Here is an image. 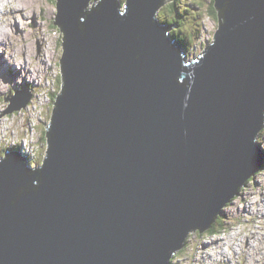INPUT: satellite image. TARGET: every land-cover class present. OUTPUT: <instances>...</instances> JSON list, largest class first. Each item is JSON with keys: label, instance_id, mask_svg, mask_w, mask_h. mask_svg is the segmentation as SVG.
Wrapping results in <instances>:
<instances>
[{"label": "water", "instance_id": "95a60500", "mask_svg": "<svg viewBox=\"0 0 264 264\" xmlns=\"http://www.w3.org/2000/svg\"><path fill=\"white\" fill-rule=\"evenodd\" d=\"M92 1L56 0L61 90L39 168L0 161V264H170L264 170V0H213L192 58L171 0Z\"/></svg>", "mask_w": 264, "mask_h": 264}, {"label": "rangeland", "instance_id": "374dc122", "mask_svg": "<svg viewBox=\"0 0 264 264\" xmlns=\"http://www.w3.org/2000/svg\"><path fill=\"white\" fill-rule=\"evenodd\" d=\"M0 1V5L4 3L0 8V35L4 32L12 34L3 46L1 43L4 41L0 36V52L5 49V57L11 55V66L18 70L14 79L10 77L9 70L0 75V112L11 96L16 95V91L25 90L26 100L30 97L27 107L25 105L1 119L0 153L14 147L12 149L22 153L23 157L28 155L26 159H29L33 168L35 165L40 166L45 157L46 130L53 104L61 90L62 36L52 25L56 15V0ZM119 2L126 4V0ZM170 3L174 7L165 4L154 16L158 21L160 19L159 22L170 25V37L173 32L177 40L182 39L186 43L181 46L182 55L187 58L197 56L213 41L218 29L216 14L211 9L213 0H173ZM28 21L34 26L25 28ZM23 64L24 69H20ZM0 69L3 71L1 62ZM28 70L32 71L34 78ZM256 144L260 151H264V128L258 133ZM261 191L264 192V170L254 174L237 198L220 214L225 233L215 236L209 231L202 234L199 231L190 232L182 250L171 259L170 264H264V219H259L258 208L256 210L252 206L254 201L260 199L259 195L263 198ZM245 207L250 209L253 216L245 212ZM238 234L242 242L233 240ZM238 244L241 246L236 247ZM251 245L255 246L254 251L250 249ZM227 248L230 252H227ZM222 252L227 255L226 258L221 256Z\"/></svg>", "mask_w": 264, "mask_h": 264}, {"label": "bare ground", "instance_id": "6f19581e", "mask_svg": "<svg viewBox=\"0 0 264 264\" xmlns=\"http://www.w3.org/2000/svg\"><path fill=\"white\" fill-rule=\"evenodd\" d=\"M7 1V0H6ZM5 1V2H6ZM13 2H15V0H12ZM171 1H173V0H171ZM1 2V1H0ZM16 3V2H15ZM28 3V2H27ZM4 3H2V5H3ZM10 4V3H9ZM2 5H0V8H1V6ZM26 5H28V4H26ZM210 5H211V3H210ZM13 7V6H12ZM5 7H3V9H4ZM5 10V9H4ZM15 10V9H14ZM3 12V11H2ZM156 13V12H155ZM154 18V17H153ZM7 19H9V18H6L5 20H7ZM157 19V18H156ZM159 19V18H158ZM159 21H160V19H159ZM159 25H160V28L161 29H164V27H163V25H162V23L161 22H159ZM176 25H178L177 23H176ZM175 25V26H176ZM159 28V29H160ZM160 29V30H161ZM162 31V30H161ZM169 34V33H168ZM1 36V40L2 41H4L3 43H1V46H3V45H6L5 44V40H8V38L9 37H11L12 36V34L10 35L9 34V32H4L3 34H1L0 35ZM212 43V42H211ZM22 49V48H21ZM16 52V51H15ZM6 53V50L5 49H3L2 50V52H0V62H1V64H2V66H3V71H0V75L2 74H5V73H7L8 72V70L10 71L9 72V74H10V77L12 78V79H14L15 78V76L18 74V70H16V69H13L12 68V66H11V61H9V59L11 58V60H12V56L11 55H8L9 56V58H6L5 57V54ZM8 54V53H7ZM186 54V53H185ZM13 55V54H12ZM195 55H196V53H195ZM193 57V56H192ZM187 58V57H186ZM24 61H26V58H25V60ZM24 66H25V64H23V66L20 68V69H24ZM1 70V69H0ZM29 71V73L31 74V70H28ZM31 76H32V78H34V76L31 74ZM37 81H34L33 83H36ZM53 109V108H52ZM12 113V112H11ZM12 150V148H8V150L5 152V154H9L10 153V151ZM14 151V150H13ZM27 157H28V155H26ZM25 156V157H26ZM26 157V158H27ZM27 161H28V159H27ZM37 168H39V166H37V165H35L34 167H33V169H37ZM254 194V193H253ZM262 196H263V198L261 199V196L259 195V197H260V199L259 200H256V201H254L253 202V204H252V206H254L255 208H256V210H257V208H258V211H257V213H259L260 214V216H258L259 217V219L260 220H263L264 219V192H262L261 191V193H260ZM246 196V195H245ZM254 196V195H253ZM252 197V196H251ZM245 198V197H244ZM246 201V200H245ZM246 209H245V212L246 213H248V215H251L250 214V209L249 208H247V207H245ZM251 216H253V214L251 215ZM254 217H255V215H254ZM240 234H238L236 237H234V239L233 240H235L236 239V241H239V242H242L241 241V239H239L240 238ZM232 240V241H233ZM238 246H241L240 244H238V245H236V247H238ZM236 249V248H235ZM235 249H234V251L233 252H235ZM250 249L251 250H255V246L253 245V247H252V245L250 246ZM221 254V256L223 257V258H226L227 257V255L224 253V252H222V253H220ZM207 255V254H206ZM233 255H234V253H233ZM207 257H209V258H211L212 257V255H208ZM202 258H205V256H202ZM230 262V261H229Z\"/></svg>", "mask_w": 264, "mask_h": 264}, {"label": "trees", "instance_id": "16d2710c", "mask_svg": "<svg viewBox=\"0 0 264 264\" xmlns=\"http://www.w3.org/2000/svg\"><path fill=\"white\" fill-rule=\"evenodd\" d=\"M94 2H96L95 0H93L92 2H91V4H93V6L96 4V3H94ZM168 6H171V7H174V5H173V3H168L167 4ZM213 8V10H214V7H213V5L211 6V9ZM53 21H55V18H54V20ZM162 23V22H161ZM171 37L172 38H174L175 39V41H176V43L178 44V45H180V47L181 46H184L186 43H183V40L182 39H179V40H177L175 37V35L173 34V32H171ZM48 127V126H47ZM12 148H14V147H12ZM16 149V148H15ZM12 150H14V149H12ZM16 150H18V149H16ZM5 154V153H4ZM27 157V156H26ZM28 161H29V159H28ZM249 181L250 180H248L246 183H249ZM241 191V190H240ZM221 219L222 218H220V215L216 218V220L214 221V223H213V225H212V227L208 230V231H210L211 233H220V232H222L224 229H225V225L221 222ZM176 256V255H175ZM174 258V257H173ZM172 258V259H173Z\"/></svg>", "mask_w": 264, "mask_h": 264}, {"label": "clouds", "instance_id": "9594fccd", "mask_svg": "<svg viewBox=\"0 0 264 264\" xmlns=\"http://www.w3.org/2000/svg\"><path fill=\"white\" fill-rule=\"evenodd\" d=\"M249 180H250V179H249ZM209 232H210V231H209ZM224 233H225V230H224L223 232H220V233H212V235H215V236L218 235V236H220V235H223ZM171 261H172V260H171ZM171 261H170V262H171Z\"/></svg>", "mask_w": 264, "mask_h": 264}, {"label": "flooded vegetation", "instance_id": "af4514ba", "mask_svg": "<svg viewBox=\"0 0 264 264\" xmlns=\"http://www.w3.org/2000/svg\"><path fill=\"white\" fill-rule=\"evenodd\" d=\"M213 10V9H212ZM214 11V10H213ZM215 12V11H214Z\"/></svg>", "mask_w": 264, "mask_h": 264}]
</instances>
